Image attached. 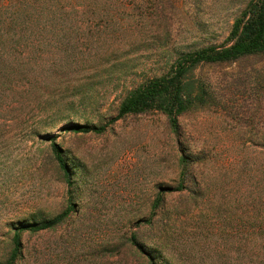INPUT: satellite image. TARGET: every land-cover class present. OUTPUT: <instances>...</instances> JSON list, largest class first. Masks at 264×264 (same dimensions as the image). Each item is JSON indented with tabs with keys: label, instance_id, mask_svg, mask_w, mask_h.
I'll return each mask as SVG.
<instances>
[{
	"label": "rangeland",
	"instance_id": "1",
	"mask_svg": "<svg viewBox=\"0 0 264 264\" xmlns=\"http://www.w3.org/2000/svg\"><path fill=\"white\" fill-rule=\"evenodd\" d=\"M248 1L174 0L166 28L158 1L115 0L110 12L86 18L93 23L83 26L89 41L80 48H49L41 67L34 63L30 114L23 123L0 116V263L17 227L67 205L50 142L37 131L67 161L74 208L53 230L23 231L15 264H149L130 248L132 234L156 264H264V56L198 66L193 77L212 99L181 115L178 133L158 112L127 116L101 134L66 130L114 117L125 89L168 71L164 51L225 44ZM106 14L123 25L99 21ZM70 103L87 120L72 119ZM182 157L190 161L184 188L164 195L149 227L159 191L182 180Z\"/></svg>",
	"mask_w": 264,
	"mask_h": 264
},
{
	"label": "trees",
	"instance_id": "2",
	"mask_svg": "<svg viewBox=\"0 0 264 264\" xmlns=\"http://www.w3.org/2000/svg\"><path fill=\"white\" fill-rule=\"evenodd\" d=\"M156 1L159 3L162 24L168 28L170 17L167 12L171 13L175 9L174 0ZM110 2L114 3L115 0H0V116L13 122H24L25 117L30 114L28 104L25 103H31L33 98L32 89L38 80L35 72L40 66V57L50 53L49 48L65 51L70 45L76 49L89 41L83 36V26L92 24L93 21L86 18L102 11L110 12ZM123 9L127 10L125 6ZM109 15H102L98 19L117 27L123 25L116 16L108 18ZM69 56L71 57L70 54ZM162 56L166 57L170 65L168 71L125 89L117 105L116 115L105 124L93 125L88 121H77L69 124L66 130L75 134H101L109 125L127 116L158 112L166 117L171 130L178 133V118L191 110L206 106L212 99L208 85L193 77V71L198 66L228 65L264 56V0H249L246 3L234 19L225 44L209 45L189 52L171 53L168 50ZM35 62L36 68L33 67ZM83 101L80 99L79 105ZM78 107L70 103L69 116L75 120H87L78 115ZM60 111L62 110H55L50 116H57ZM35 124L43 126L40 122ZM57 126L52 123L46 128L54 129ZM33 134L42 142H50L51 155L67 187V205L62 213L51 219L32 224L23 223L17 227L12 236V251L8 259L0 264H15L21 251L23 231L35 233L53 230L69 218L74 208L70 191L72 174L60 147L50 135H40L37 131H33ZM180 163L181 182L173 189L159 191L152 205L151 217L146 221L147 226L152 227V217L161 209L164 195L183 190L190 161L182 157ZM260 230L264 232V220L260 223ZM127 241L130 248L144 255L149 264H156L136 240V234H132Z\"/></svg>",
	"mask_w": 264,
	"mask_h": 264
}]
</instances>
